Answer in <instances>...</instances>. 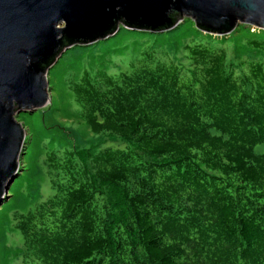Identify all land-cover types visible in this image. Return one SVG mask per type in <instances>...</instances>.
<instances>
[{"label": "trees", "instance_id": "trees-1", "mask_svg": "<svg viewBox=\"0 0 264 264\" xmlns=\"http://www.w3.org/2000/svg\"><path fill=\"white\" fill-rule=\"evenodd\" d=\"M203 37L70 82L99 141L51 150L12 264H264V37Z\"/></svg>", "mask_w": 264, "mask_h": 264}, {"label": "water", "instance_id": "water-1", "mask_svg": "<svg viewBox=\"0 0 264 264\" xmlns=\"http://www.w3.org/2000/svg\"><path fill=\"white\" fill-rule=\"evenodd\" d=\"M190 17L205 33L264 29V0H0V203L19 168L25 129L16 119L49 99L47 72L66 47L128 28L167 30Z\"/></svg>", "mask_w": 264, "mask_h": 264}, {"label": "rangeland", "instance_id": "rangeland-1", "mask_svg": "<svg viewBox=\"0 0 264 264\" xmlns=\"http://www.w3.org/2000/svg\"><path fill=\"white\" fill-rule=\"evenodd\" d=\"M207 34L211 39L233 41L237 49L230 52L235 56L244 53L245 49L240 47L243 40L264 37V29L240 24L230 34H211L199 30L190 17H183L175 26L160 31L132 29L120 23L117 31L107 38L89 44H73L57 56L47 72L48 103L16 116L25 129V138L19 168L0 203V264H12L22 253L21 242L11 223L12 212L26 211L49 193L47 163L51 150L57 146L62 150L63 146L79 147L99 141L91 136L89 127L75 112L68 89L70 82L78 80L86 71L92 77L103 72L117 74L130 68L147 51H154V44L175 52L187 42L192 44L191 40L208 39L203 37ZM183 55L184 51L179 53Z\"/></svg>", "mask_w": 264, "mask_h": 264}]
</instances>
